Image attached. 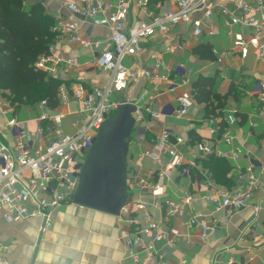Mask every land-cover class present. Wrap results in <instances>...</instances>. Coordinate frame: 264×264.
I'll return each instance as SVG.
<instances>
[{
	"label": "crops",
	"instance_id": "obj_1",
	"mask_svg": "<svg viewBox=\"0 0 264 264\" xmlns=\"http://www.w3.org/2000/svg\"><path fill=\"white\" fill-rule=\"evenodd\" d=\"M127 1L130 20L147 16L140 7V0ZM219 1L211 0V3ZM36 3H42L46 14L57 24L77 22L83 37L98 38L103 42L99 49H90L59 34L52 45L53 54L73 58L80 65L77 70H69L63 66L55 69L51 63L56 71L51 75L66 81L69 87L77 83H83L88 89L104 85L110 72L101 67L99 59L103 48L110 44V28L82 20L68 11L61 0H29L26 6ZM167 7L176 9V0H149L148 10L157 14L163 13ZM199 15L195 13V16ZM208 23L215 26L214 36L195 38L191 36L190 25L181 24L167 33L148 38L143 42L139 55L125 60L127 67L133 70H154V65L159 63L157 71L169 75L167 80H147L139 96L144 99L140 102L139 98L136 100L148 109L129 138L126 202H148L151 217L167 232V236L157 242L154 240L155 233L142 234L137 245L129 246L127 235H139V225L148 223L137 208H134L132 217L140 223L135 224L122 215L64 203L51 210V225L46 229H43L42 217L7 222L0 216V257L3 260L9 264H152L158 259L164 264H264V102L256 94L258 83L264 81V60L257 57L248 27L233 25L229 17L221 15L216 9ZM206 43L216 50L215 59L202 58L195 53L198 46ZM180 65L185 66L187 72L184 77L189 82L170 90L172 82L182 79ZM201 74L215 80L214 101L222 118L228 122L230 115L236 117L235 123H228L227 130L232 137L230 144L211 133L204 105L193 97V83ZM128 92L123 95H128ZM179 96L193 99L184 117L176 113ZM163 110L166 113L158 119H152L148 112ZM77 111L78 104L74 99L56 110L40 105L35 109L21 106L15 110L11 105H3L0 109V138L11 147L18 145V139L12 135L9 125L15 118L35 134L33 145L43 148L55 134L47 127V133L39 137V118L43 114L53 116L63 113L62 130L73 134L78 129L75 124L79 117ZM163 128L184 139L195 133L221 153H239V159L225 158L232 167L228 177L232 179V187L240 188L247 185L251 176L256 179L258 187L249 205L234 211L228 218L224 212L215 211L208 198L216 195L213 186L217 184L207 179V170L200 160L204 155L196 154L194 148L179 147L185 155L184 166L195 162L189 174H182L178 159L171 158L169 154H162V163H156L150 152ZM141 134L146 136L145 141L139 140ZM160 171L171 174L163 188L143 191L137 188L140 178L155 184ZM186 192L190 194V199ZM167 201L175 206L170 208ZM255 208L260 209L259 213L255 212ZM196 214L200 223H207L210 227L205 237L201 236L196 225L189 223ZM149 245L152 252L145 249ZM132 254L137 255L136 262Z\"/></svg>",
	"mask_w": 264,
	"mask_h": 264
},
{
	"label": "built area",
	"instance_id": "obj_2",
	"mask_svg": "<svg viewBox=\"0 0 264 264\" xmlns=\"http://www.w3.org/2000/svg\"><path fill=\"white\" fill-rule=\"evenodd\" d=\"M61 4L68 11L92 25L110 28V44L103 48L99 59L101 67L109 71L110 75L104 85L91 89L86 88L83 83H77L73 87L62 84L59 88L58 97L61 105L72 99L78 104L79 117L75 122L78 129L75 133L68 134L62 130L65 115L58 113L53 116L43 114L39 118L40 124L37 130L39 137L42 138L47 133V127H50L55 134V137L43 148L33 145L35 134L29 132L15 118L9 125L12 135L18 139V145L11 147L0 138V216L7 222L42 217L43 229L51 225V210L64 203H71V197L80 183L79 172L85 161L83 155L93 147L94 139L103 122L113 116L120 104L127 99V94H123L129 91L131 84L140 76H145L147 80L169 78V75L157 71L160 68L159 63L154 65V70H133L125 64L127 57L137 56L142 52L145 40L158 33H167L181 24H189L191 36L195 38L214 36L215 26L208 21L216 9L221 15L229 17L233 25H242L251 29V41L257 50V57L259 60H264V0H220L216 4H212L211 0H176V9L167 7L161 14L148 10L149 0H140V7L147 16L133 21L130 20L127 0H61ZM195 13L200 15L195 16ZM53 30L58 34L66 35L70 42L78 43L85 48L99 49L103 46L102 40L98 38L83 37L77 22H59ZM214 53H217L216 50ZM221 60L219 57V61ZM51 63L54 64L55 69L63 66L69 70H77L80 65L73 58L54 55L52 46L50 53L41 56L36 66L53 74L54 68L50 65ZM179 69L182 79L180 82H172L169 85L170 90H176L180 85L189 82L184 77L187 72L185 66L180 65ZM256 94L264 102V81L258 83ZM143 99L144 97L139 98V102ZM178 101L179 107L176 113L184 117L193 104V99L179 96ZM139 102H135L136 111L134 112L137 124L142 121L144 112L148 109L141 106ZM3 105L11 104L6 99L0 98V109ZM40 106L48 108L46 101H42ZM148 112L152 119H158L165 111ZM235 122L236 117L230 115L228 123ZM215 123L216 120H209L213 135L217 132ZM227 129L220 138L230 144L232 137ZM139 140L145 141L146 136L139 135ZM179 147L194 148L196 154L204 156L216 154L234 159H239L241 156L239 153L218 152L204 140L192 144L189 139H184L167 128L160 130L150 154L158 164L162 163V154H169L171 158L178 159L181 173L189 174L195 162L192 161L184 166L185 155ZM170 178L169 172L160 171L155 184L149 183L146 178H140L137 188L141 191L150 188L158 190L163 188L166 180ZM257 187L258 182L252 176L247 185L242 188L213 186V193L216 195L209 197L208 201L213 203L216 212H224L228 218L234 211L249 205ZM185 194L188 199L191 198L188 192ZM166 203L170 208L175 206L169 201ZM148 206V202L139 201L126 203L121 210L120 215L125 216L130 223H140L136 217H132L134 208H137L142 218L148 221L146 225H139L137 232L139 235L135 236L132 233L127 235L129 246L137 245L142 234L155 233L154 240L157 242L167 236V232L161 229L160 224L151 217ZM177 209L176 207L175 210ZM259 211V208H255L256 213ZM198 218V214L193 215L189 223L196 225L201 231V236L205 237L210 227L207 223H200ZM145 249L152 252L151 245ZM132 259L136 262L137 255L132 254ZM0 264L9 263L0 257ZM152 264L164 263L158 259Z\"/></svg>",
	"mask_w": 264,
	"mask_h": 264
},
{
	"label": "trees",
	"instance_id": "obj_3",
	"mask_svg": "<svg viewBox=\"0 0 264 264\" xmlns=\"http://www.w3.org/2000/svg\"><path fill=\"white\" fill-rule=\"evenodd\" d=\"M28 1L0 0V98L6 99L15 110L21 106L35 109L42 101H46L51 110H56L61 106L59 88L69 84L37 68L36 63L41 56L50 53V47L59 35L53 30L57 21L46 14L42 3L27 7ZM195 53L202 58H216L209 43L198 46ZM214 83L213 78L201 74L193 83V97L204 105L207 122L216 120L215 136L220 138L228 128V122L215 104ZM218 118L222 120L218 122ZM189 140L194 144L203 139L193 133ZM200 160L207 170V179L217 186L233 188L232 179L228 177L232 167L225 158L208 154Z\"/></svg>",
	"mask_w": 264,
	"mask_h": 264
},
{
	"label": "water",
	"instance_id": "obj_4",
	"mask_svg": "<svg viewBox=\"0 0 264 264\" xmlns=\"http://www.w3.org/2000/svg\"><path fill=\"white\" fill-rule=\"evenodd\" d=\"M146 85L145 76L133 82L127 99L101 125L81 166L80 183L70 200L73 205L120 215L128 199L127 154L136 125L135 102Z\"/></svg>",
	"mask_w": 264,
	"mask_h": 264
},
{
	"label": "rangeland",
	"instance_id": "obj_5",
	"mask_svg": "<svg viewBox=\"0 0 264 264\" xmlns=\"http://www.w3.org/2000/svg\"><path fill=\"white\" fill-rule=\"evenodd\" d=\"M89 154V152H87L85 155H83V159H86V156Z\"/></svg>",
	"mask_w": 264,
	"mask_h": 264
}]
</instances>
